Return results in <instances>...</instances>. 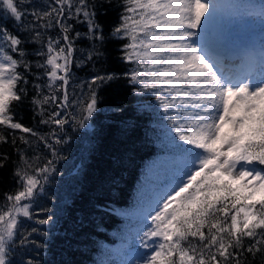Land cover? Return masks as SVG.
<instances>
[{
    "label": "snow or ice",
    "instance_id": "snow-or-ice-1",
    "mask_svg": "<svg viewBox=\"0 0 264 264\" xmlns=\"http://www.w3.org/2000/svg\"><path fill=\"white\" fill-rule=\"evenodd\" d=\"M119 6L123 12L111 36L128 41L121 59L136 65L123 76L137 94L153 91L165 114L171 113V127L182 142L176 148L184 154L175 186L144 217L151 223L141 246L150 253L137 264H242L245 253L264 251V61L259 71L254 60L243 70L225 69L194 39L205 14L216 7L214 0H120ZM111 7L112 0H53L43 9L30 0H0V128L36 137L57 156L53 142L67 143L60 135L65 125L71 120L85 126L97 111L98 87L119 77L90 73L81 85L88 89L85 99L70 100L68 86L73 66L84 70L102 55L97 43L102 46L105 35L98 16ZM75 23L86 31H76ZM53 28L55 36L49 34ZM82 39L92 43L77 60L75 45ZM29 76L39 123L55 126L46 136L14 119V105L29 97ZM72 107L78 113L65 112ZM19 140L30 144L24 135ZM6 143L0 130V144ZM11 143L16 145L15 137ZM17 152L14 177L20 187L5 194L0 208V264H16L11 253L28 239H18L19 218L32 219L31 202L55 170L51 159L39 164V156ZM7 160L0 156V169Z\"/></svg>",
    "mask_w": 264,
    "mask_h": 264
},
{
    "label": "trees",
    "instance_id": "trees-1",
    "mask_svg": "<svg viewBox=\"0 0 264 264\" xmlns=\"http://www.w3.org/2000/svg\"><path fill=\"white\" fill-rule=\"evenodd\" d=\"M254 1L264 5V0ZM30 2L43 9L53 0ZM112 3L114 7L101 10L98 16L105 35L103 45L97 43L102 55L94 66L89 64L84 70L73 66L68 86L70 100L85 99L88 89L81 85L90 79V73L112 72L119 77L98 87L97 111L85 126L74 125L71 120L65 125L60 135L67 143L56 145L53 142L57 156L36 137L20 130L0 128L9 138V143L0 144V156H8L5 167L0 169V208L7 203L5 194L15 193L20 187L14 177L17 149L30 159L39 156V164L53 160L51 167L55 169L48 174L43 192L31 202L32 219L19 218L18 239L20 236L28 239L24 246L17 245L11 253L10 258L16 264L29 259L33 264H93L100 257L113 253L111 245L129 234L133 223L139 220L134 208L141 186L155 176L153 166L180 152L169 119L171 113L165 114L153 91L137 94L123 76L136 65L121 59L122 46L128 41L111 36L123 12L120 0H112ZM74 26L76 31H86L82 24ZM57 31L53 28L49 34L55 36ZM261 38L264 41V35ZM91 43L83 39L76 42L77 60L81 58L80 50L90 48ZM27 51L32 53V48L28 47ZM27 58L34 62V54ZM29 79V97L22 104L14 105V119L46 136L55 126L39 123L30 104L34 94L33 77ZM46 107L48 111L53 110V106ZM65 112L76 114L78 110L72 107ZM21 135L30 144H23L19 140ZM13 137L16 145L11 143ZM49 217L48 224L37 222ZM241 259L242 264H264V251L255 255L245 253Z\"/></svg>",
    "mask_w": 264,
    "mask_h": 264
},
{
    "label": "rangeland",
    "instance_id": "rangeland-1",
    "mask_svg": "<svg viewBox=\"0 0 264 264\" xmlns=\"http://www.w3.org/2000/svg\"><path fill=\"white\" fill-rule=\"evenodd\" d=\"M216 2L220 8H210L211 14H205L206 23L199 30V36L194 39L205 48L210 58L222 60L225 69L243 70L249 61L254 60L259 71L261 62L264 61V41H261L264 35V15L259 13L264 5L254 0H214ZM225 35L230 39L235 37L233 42L225 43L231 44L228 45L229 49L218 43L221 40L227 41ZM173 134L175 137L174 130ZM175 139L179 144L182 143L176 137ZM159 162L152 168L155 176L143 183L139 190L134 208L139 220L133 223L129 234L118 238L111 245L113 253L100 257L93 264H137L150 253L149 249L141 246L146 225L151 223L144 217L155 207L160 195L175 186V177L183 168L184 154L177 152Z\"/></svg>",
    "mask_w": 264,
    "mask_h": 264
},
{
    "label": "bare ground",
    "instance_id": "bare-ground-1",
    "mask_svg": "<svg viewBox=\"0 0 264 264\" xmlns=\"http://www.w3.org/2000/svg\"><path fill=\"white\" fill-rule=\"evenodd\" d=\"M215 5H216V7L215 8H217V7H219V5H218V3L216 2L215 3ZM220 8V7H219ZM218 9V8H217ZM222 9V8H221ZM225 37H226V40L227 41H223V40H221L220 42H218L220 45L222 44V45H225V46H223V47H227L228 49H229V46L228 45H231V44H225V43H228V42H233V40L235 39V37L234 38H232V39H230L229 38V36L228 35H225ZM237 40H239V39H237ZM238 44V43H237ZM263 48V47H262ZM223 50V49H222ZM238 60V59H237Z\"/></svg>",
    "mask_w": 264,
    "mask_h": 264
}]
</instances>
